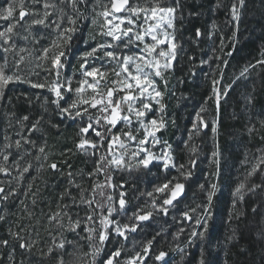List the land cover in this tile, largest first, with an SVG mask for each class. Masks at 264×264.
<instances>
[{
    "label": "snow or ice",
    "instance_id": "snow-or-ice-1",
    "mask_svg": "<svg viewBox=\"0 0 264 264\" xmlns=\"http://www.w3.org/2000/svg\"><path fill=\"white\" fill-rule=\"evenodd\" d=\"M17 2L18 13L14 7ZM248 2L249 0H228L225 3V0H216L212 9L226 10L227 22L233 28L230 41L233 46L237 42L236 36ZM260 4L261 14L264 15V0H260ZM183 7V0H168L167 3L165 0H28L27 7L24 0H10L7 6L0 8V21L6 22L0 26V104H11V99L5 98V90L9 84L27 83L33 89L46 88L52 94L51 103L55 105L60 119L77 121L79 127L75 149L90 157L93 165L92 170L86 174L87 177H104L103 182L97 181L90 188H84L82 182H77L74 173L69 170L68 187L59 195L56 210L41 212L39 217L36 216L33 208L37 203V193H32L31 207L25 202L32 192L31 181L35 177H26V174L33 169L32 161L38 162L37 170L46 166L54 173L64 174L56 162H47L46 151L45 125L56 129L60 125L52 123L45 115L47 108L34 117L22 115L15 119L16 138L13 139L5 131L0 139V221L5 220L9 205L18 201L30 223L18 225L17 231L9 228V235L16 241V247L26 254L29 264H71L65 257L73 255L78 249L73 240L66 238V232L75 233L79 239L90 242L95 240L91 251L84 253L90 257L87 264H96V257L104 250L110 237L117 238L120 246L114 248L102 264H121L123 246L129 241V237L137 233L138 229L147 227V222L154 215L167 217L170 210L174 212L173 219L182 225L174 239L178 240L186 227L189 228L186 241L188 245L196 238L204 239L218 184L208 183L207 187L203 183L199 184L198 187L205 193L206 203L175 211L179 208L178 202L185 192L186 183L193 177L197 167V148L185 143L184 147L190 153L188 162L177 163L172 154V146L157 135L167 127V106L164 103L168 90L167 74L174 71L178 57L185 54L184 46L177 37V21L184 19ZM193 15L198 16L200 13H189V16ZM88 25L96 26L95 33ZM216 29L215 23L207 33L197 28L194 31L195 39L191 42L198 47L201 37L206 35L211 40ZM80 32L86 34L84 43L88 40L95 43L80 55V78L73 88L72 79L65 77L63 73L67 66L68 50L73 46L74 37ZM97 36L104 39L96 40ZM224 47L225 41L221 34L219 48L222 51ZM227 55H231V52ZM9 56L12 57L11 68ZM189 59L195 61L196 57L191 56ZM215 59L219 60L220 57L216 56ZM211 60V57L201 58L198 66L210 64ZM97 61L100 63H96ZM196 66L197 64L193 65ZM224 66H227L226 61ZM262 66L264 58L257 60L255 64L246 65L232 81L223 84V72H220L219 78L212 75L211 95L208 99L213 100L217 114L221 109V101H227L229 93L248 80L250 69ZM215 67L220 68L221 65L216 64ZM37 69L48 74L42 81L31 79L33 75H39ZM190 74L194 76L195 72ZM49 76L52 77L51 80L48 79ZM158 81L162 82L163 90L158 86ZM69 93L74 98L68 96ZM21 95L28 99L26 93ZM254 99L252 93L245 95L246 110L250 111L254 107ZM47 103L48 98L45 97L44 104ZM204 111L205 108L201 107L196 114L188 134L189 141L193 135H199L208 127V123L200 115ZM149 113L159 115L149 116ZM5 116L7 127L12 128L15 113L6 112ZM260 117L257 122L249 117L246 127L250 137L256 134L264 141V112L260 113ZM217 124L218 121L214 118L211 129L214 134L217 133ZM141 131L143 135H139ZM161 144L163 147L159 152L152 151ZM258 151L259 155L255 157V163L248 173L249 177L258 173L257 180L250 185L241 183L235 189L232 207L235 209L237 203H243L245 195L250 193L259 197L251 207V212L264 218V150ZM211 155L216 165L213 175L219 179L221 152L218 146ZM28 157L31 159H27ZM154 162L159 163L162 173L168 174L171 169L178 175H165L151 191L142 193L141 195L148 197V207H138L129 215L127 182L121 180L113 183L114 176L141 168L150 170ZM21 187L23 191H20ZM72 187L78 190L77 194L71 193ZM105 189L108 190L107 194ZM97 194L100 199H97ZM65 195L68 196L67 202H64ZM81 205L84 206L85 214L81 216L77 212L74 218L70 209L80 208ZM192 213H196L195 218ZM241 214L238 212L236 218L239 219ZM40 217L44 218L43 223ZM121 217L126 219L122 222ZM33 220L34 223L31 222ZM41 228L50 238L43 245L40 241ZM258 235L264 241V226L260 227ZM234 238L235 234L230 239ZM154 240L155 237L141 243L139 249L127 257L123 264H146V261L148 264H166L165 257L168 253L163 250L153 251ZM9 243L8 239H2L0 247L7 248ZM66 244L73 245L71 251L66 248ZM16 247L10 250L7 264H16ZM175 250L185 253L184 247L177 246ZM20 264H25V260L21 259ZM198 264H215V261L210 255L206 257L202 248Z\"/></svg>",
    "mask_w": 264,
    "mask_h": 264
},
{
    "label": "trees",
    "instance_id": "trees-1",
    "mask_svg": "<svg viewBox=\"0 0 264 264\" xmlns=\"http://www.w3.org/2000/svg\"><path fill=\"white\" fill-rule=\"evenodd\" d=\"M167 1L168 0H165V2ZM215 2L216 0H183L184 7L182 11L184 19L183 21H177V29L179 32L177 37L184 46L185 54L178 57V63L176 64L174 71L171 72V75L177 92L181 94L182 100L183 98L185 99L181 103L182 109L178 108V103H172L169 107V117L171 120L170 123L173 126V133L175 134L177 128L181 125L184 127H192V124L195 121L194 118L198 113V107L201 104H210L213 116L218 121L217 133L213 135L211 130L213 125L207 121V115L200 114L208 123V127L205 131L202 130L199 134L203 141L199 140L198 147L196 146L198 155L197 167L194 171L193 177L186 183L184 197L179 200L178 203L180 206L182 203L192 200V196H195L199 201L201 200L200 204L206 203L205 193L198 187V185L203 183L207 187L208 183H217L218 191L213 198L210 210L212 215L211 219L208 221V231L206 232L207 235L204 239L205 244L200 248H203L206 257L209 255L211 256L215 261V264H264V259H262V257H264V241H262L258 235L260 227L264 226V218L259 215H254L251 212V207L259 197L253 196L250 193L246 194L243 203H237L235 209L232 207L235 189L241 183L250 185L253 181L257 180L259 175L257 173L256 175L249 177L248 173L252 165L255 163V157L259 155L258 150H264V141L260 140L259 135L256 134L250 137L247 133L246 126L249 117H253V122H257L261 118L260 113L264 112V66L250 69L248 80L244 81L239 88L230 92L227 101H221V109L218 114L215 111L213 100L208 99L211 95V79L208 80V77L205 76L206 74H210V71H213L212 74L215 75L216 78H219L220 72H223L224 77L222 84L227 83L232 81L233 77L238 75L240 70L246 65L255 64L257 60L264 58L262 57V53H264V15H262L260 11V0H249L245 14L240 23L239 32L236 36L237 42L233 46V43L230 42L233 28L231 24L227 22V12L224 8L213 11L212 9ZM227 2L228 0H225V3ZM193 11L199 12L200 15L189 16V13ZM213 23L217 25V29L211 40L207 39L206 35L202 36L201 43L198 47L191 42V40L195 39L194 31L197 28L203 33H207L211 29ZM221 34L225 41V47L222 51L219 48ZM80 35L81 34L77 33V36ZM77 38L78 37H74V40ZM76 41L77 40L73 41V46L68 50L67 58L69 56V61L67 59V68H65L63 73L65 77H68V67L75 57V54H73V47L75 46L74 42ZM229 52H231V55H227ZM191 56H195L196 60H190L189 57ZM216 56H219L220 59L216 60ZM209 57L212 58L210 64H206L203 67L198 66V61L201 58L208 59ZM225 61L227 62L226 67L224 66ZM0 63L2 62L0 61ZM194 64H197V66L193 67ZM216 64H220L221 67L216 68ZM193 71L195 72L194 76L190 74ZM37 91L38 90L35 89L34 92L27 91L25 93L29 96L35 97ZM38 92L40 93L41 91ZM247 93H252L255 98L254 107L250 111L245 108V95ZM13 95L14 94H9L8 97L12 98ZM49 96L53 98L50 92ZM15 99L16 97L13 98V100ZM61 103H63V101ZM14 104L17 107V113L22 112L21 114L32 115V117L43 112L45 109V107H43L44 109H40V103L36 101V98H32L31 101L21 99L15 101ZM50 108L51 110H49ZM47 109L50 116L54 115V122L60 125L59 129L48 128L47 125H45L48 141L51 140L53 147L55 148V151H53L54 154L49 155L47 162H56L58 167L63 169V171L65 170L64 168L70 166L75 175L82 173L87 176L86 174L93 168L91 158L87 155L86 159L81 157L79 155L81 154L80 152L77 154L74 151V138L69 136L73 134L70 127L74 126L75 123L77 124V121L71 120L72 122L66 129L64 123L66 120L62 121L56 114L55 105H53V107L50 106ZM173 120L175 121L174 124L172 123ZM77 128L78 127H76V129ZM67 131L70 133H67ZM75 136L76 133L74 132L73 137ZM217 146L221 152L219 179L213 175L216 165L213 163L211 155ZM66 148H72L73 151H65ZM199 151L201 152L199 153ZM61 153H63V155ZM174 154L177 163L187 164L190 155L187 148L175 144ZM65 161H67V163H64ZM262 167H264V165H262ZM134 172L136 174H133ZM126 173L131 174L132 177H140L130 186L127 185V199L132 206L135 204L136 199L133 195L136 193L137 189L147 193L153 185L155 186L159 183H156L159 178L155 177V181H153L154 184H152L148 172L143 168L133 170L132 172H123V174ZM175 173L174 170H170L167 175L172 176ZM57 175H59V173H54L51 169L45 166L42 175L38 177L39 180L34 186L36 188L41 186L43 176L45 180L47 179L48 181L49 178L50 180H55ZM90 180L92 181V184L97 181L103 182L104 177L102 175L96 176ZM114 182L116 183L117 181L113 179V183ZM53 183L55 184V182ZM49 185H51V183H49ZM43 188L41 187L42 190H44ZM55 188L52 187L53 191L49 193V196H51L50 201L57 198V188L64 190V187H62L60 183H56ZM42 190L41 194L43 192ZM99 191L100 190L98 189L97 193H99ZM104 191L105 194H107L108 190L105 189ZM97 199H100L98 194ZM27 203L30 204V201ZM40 204L46 207L44 196L41 197ZM18 209L22 210V206H19ZM39 211L40 210H36V216H38ZM238 212L242 213L239 216V219L236 218ZM171 213L172 210L169 211L167 217L163 216L164 219L168 220ZM152 221L153 219L147 223V226H150V224L153 223ZM5 228L6 226L0 227V238L8 239L9 242L12 240V243L16 244V241L13 240L11 236L7 237L9 236V232ZM233 234H235V238L230 239L233 237ZM186 237L188 238V235L185 236V238ZM185 238L182 242L186 243L187 238ZM88 242L89 251H91V245L95 243V240ZM12 243L10 242L7 248L2 247L1 250L4 255L7 250L10 249ZM153 247L154 243L152 245V248ZM113 249L114 248H111L109 251H112ZM189 249L192 248L190 247ZM201 249L188 251V254L184 258L186 260L184 264H198ZM16 251L17 257L20 261L21 259L26 260L25 255L18 247H16ZM124 251L127 252V249ZM163 251L168 253L165 257L166 264H172L175 258L174 248H164ZM98 257L99 256L96 257V264H102V261ZM178 257L180 256H177L176 259ZM121 259L122 257L120 260ZM68 261H70L71 264H77L76 259L73 257L69 258ZM25 263H27V261ZM157 263L164 264V262H155V264Z\"/></svg>",
    "mask_w": 264,
    "mask_h": 264
},
{
    "label": "rangeland",
    "instance_id": "rangeland-1",
    "mask_svg": "<svg viewBox=\"0 0 264 264\" xmlns=\"http://www.w3.org/2000/svg\"><path fill=\"white\" fill-rule=\"evenodd\" d=\"M8 2H10V0H0V8H3L5 6H7ZM24 2H25V7H27L28 0H24ZM167 2H165V3H167ZM14 7L16 9V12L18 13V11H19V3L17 2L14 5ZM25 19L27 20L28 17H26ZM4 23H6V22L0 21V26H2ZM87 27L93 33H95L96 26L88 25ZM34 31H35V29H34ZM79 34H81V35L77 36L78 38L75 39L77 41L74 42L75 46L73 47V52H74L73 54H75V57L70 62V65L68 67L69 68L68 78L72 79L73 88H75L77 86L76 81L80 78V76H79V63H78L80 55L84 51H86L87 48H89L93 43H95V41H92V40H88L87 43H84L83 41L86 39V34L84 32H80ZM177 34H179L178 31H177ZM103 39L104 38L101 37V36H97L96 37V40H103ZM41 43H44V41H41ZM97 55H99V54H97ZM8 59H9V68H11V66H12L11 65L12 57L9 56ZM67 59L69 61V56H68ZM0 61L2 62V60H0ZM96 63L99 64L100 61H97ZM106 67L110 68L111 65H106ZM74 71H75V75H73ZM37 72L39 73V75L38 76L37 75H33L31 77V79H33V80H41L42 81L43 78L48 75L42 69H37ZM212 73H213V71H210V74H206L205 75V76L208 77V80L211 79V77L213 75ZM111 78H112V75L110 74L109 75V79H111ZM167 78H168V90L166 91L165 96H164V103L167 106L166 107V114H165V120L167 121V127L165 129H163L161 132H159L157 135L163 141H167L172 146V154H173V156L175 158V154H174L175 144L176 145H182V147H184V144L188 143L190 146L194 145V146L198 147L199 140L200 141H203V140L200 138V135H193L192 140L191 141L188 140V134H189V131H190V129L192 127H184L183 125H181L180 127L177 128V132L175 134L173 133L174 130H173L172 124L170 123L171 120H170V117H169V107L172 105V103H178L177 104L178 108L182 109L181 108V106H182L181 103H182V101H184L185 98H183V100H182L181 94L179 92H177L176 87L174 86V82H173V78H172L171 73L167 74ZM48 79L51 80L52 77L49 76ZM158 86L161 88V90H163L162 82L158 81ZM34 90L35 89L31 88L30 85L27 84V83H13V84H9L8 85V89L5 90V98L6 99H11V104H7V105L0 104V139H2L5 131H7L8 134L13 139L16 138L15 132H16V127L17 126H15V119L17 117H20V116L25 115V114H21L22 112L17 113L16 112L17 107L15 106L14 103H15V101H18V100H21V99H25V97L23 95H21V93H25L27 91L34 92ZM36 90L41 91V92L39 93L37 91V93L35 94V97L27 95V97H28L27 100L31 101L32 98H36V101H38V103H40V109H44L43 107H45V108H49L50 106L53 107V105H52V103L50 101V100H52V98L49 96V92L47 91V89L45 88V89H36ZM9 94H14V95H13L12 98L11 97L9 98L8 97ZM68 96H73V94L69 93ZM15 97H16V99L13 100V98H15ZM45 97L48 98V103L47 104H44ZM73 98H74V96H73ZM201 107H204L205 111L201 112L200 114L201 115L202 114L203 115L204 114L207 115V121L210 124H212L214 116H213V111H212L211 105L210 104H206V103L205 104H201L198 107V112L200 111ZM49 110H51V108ZM6 112H14L15 113V117H13L14 126L12 128H8L7 127L8 121H7V118L5 116ZM45 115L51 119L52 123H55L54 122V115L50 116L49 113H48V109H47V113ZM152 115H159V114L158 113H149V116H152ZM29 116H30V118L32 117V115H29ZM194 120H195V118H194ZM71 122L72 121L70 119L66 120L64 122L66 129H67L68 125H70ZM47 127L51 128L48 125H47ZM76 127H79L78 124H76V123L74 124V126L70 127V130L72 131L73 134L69 135V136H72V138H74L73 144H74V142H76L75 140H77V138H78V136H77L78 128L76 129ZM74 132L76 133L75 137H73ZM67 133H70V132L67 131ZM139 135H143V132L141 131V133H139ZM213 135H215V134L213 133ZM59 137H62V136H59ZM46 140H47L46 151L48 153V156H47V161H48L49 155L50 154H54L53 151H55V148L53 147L52 141L51 140L48 141L47 134H46ZM162 147H163L162 144L161 145H157L156 148L152 149V151L159 152V149L162 148ZM70 149H72V148H70ZM65 151H68V149L66 148ZM72 151H73V149H72ZM74 151L77 154H79L78 151H76L75 148H74ZM200 152L201 151H199V153ZM33 155H35L34 151H33ZM79 155L86 159V155H84L82 153L79 154ZM27 159H31V158L28 157ZM175 160H176V158H175ZM32 163H33V169L30 170V172L28 174H26V177L31 176V177H35V179L31 181L32 184H33L32 192L29 193L28 198L26 199L25 202L26 203L28 201L31 202L32 193H37L36 194L37 203H36L35 207L33 208L34 209L33 211L36 214V210L37 211L40 210L39 213H38V217H39L41 212L48 213L49 211H55L56 210V204L58 202L59 195L65 190L66 187H68L67 181H68L69 177L67 176V172L69 170H71V168H69V166L67 168H64L65 169L64 171H66V172L63 171L64 174H60L59 173V175L56 176L55 180H52V179L50 180V178H49L48 181H47V179L45 180V178L43 176L42 184H41V186L37 187L39 189V191L37 192V188L34 186V184L36 182H38V180H39L38 177L42 175L45 167L43 169L37 170L36 169V164L38 162L32 161ZM146 171L149 174L150 181H152L151 182L152 184H154L153 181H155V177L159 178V180L156 183H158V182L160 183L162 181V179L165 178V175H167V174H164V173L161 172V169H160V166H159L158 162H154V164H153V166H151L150 170H146ZM119 174L115 175V177H114L115 181H121V180L126 181L128 186H130L131 184H133L136 180H138L140 178V177H135V176L132 177V175L129 174V173L123 174V172H120ZM133 174H136V173L134 172ZM173 175H178V173H175ZM74 178L76 179L77 182H82V186L84 188H90L92 186V181L85 175H81V174H76L75 175V173H74ZM53 182H55V184L56 183H60L62 185V187H64V190H61V189L57 188V190H56L57 191L56 192L57 198L53 199V201H50L51 200V196H49V193L51 191H53L52 187L55 188V184ZM49 183H51V185H53V184L54 185L52 187H50L51 185H49ZM135 185H136V183H135ZM41 187L42 188L44 187L43 188L44 190H42ZM153 188H154V185H153L152 188H150V191ZM23 190H24L23 187H21L20 191H23ZM41 190L43 191L42 194H41ZM70 191H71L72 194H77V192H78V190L75 187L70 188ZM142 193H144V192L141 191L140 189H137L136 193L133 195L135 197V199H136L134 206H132L131 204L127 205V212H128L129 215L134 210H136L138 207H141V206L148 207V205L146 204V201L148 200V197L145 196V195H141ZM43 196L45 197V205H46V207L44 205L40 204L41 197H43ZM20 198L24 199V197H20ZM78 198L79 197L77 196V199ZM192 198H193L192 200H189V201H186V202L182 203L179 206V208H177L175 211L178 212L180 209H187L189 207H193L194 208L198 204H200L201 200L199 201L197 198H195V196H192ZM67 200H68V196L65 195L64 202H67ZM19 206H21V205L18 203V201L9 205L8 214H7V216H6L4 221H0V227L1 226H6L5 229H7L8 232H9V228H11L13 231H16L18 229V225H27V224L30 223L29 218L24 216L23 211L21 209H18ZM29 206L31 207V203L29 204ZM83 207L84 206L81 205L80 208L73 207V208L70 209V211L73 213V217L74 218H75V214L77 212H79V214L81 216H83L85 214L84 211H83ZM197 211H199V209H197ZM173 215H174L173 210H172L171 216H170V218L168 220L164 219V217L162 215H154L153 221H152L153 223L150 224V226L145 227L143 230H139L138 229L137 233L132 234L129 237V241L126 242L124 244V246H123V252H122V255H121V257H122L121 264H123V261L127 257H130L131 255H133L134 251L139 249L141 243H143V242H145L147 240H150L153 237H155V240L153 242L154 243L153 251H158L159 249L163 250L164 248L165 249H169L171 247H173L174 250H175L177 248V246L185 248V253L184 254H181L180 252L175 250V252H174L175 258H174V262L172 264H184L186 262V260L184 258L188 254V251L193 250V249H199L200 250L201 249L200 247L203 244H205L204 239H205L207 233L204 234V239L203 240H200L199 238H196L195 240H193L191 245H188L187 243L182 242L183 239L185 238V236H187L188 232H189V228L186 227L185 232L180 235L179 239L178 240L174 239L173 237L175 236L176 232L178 231V229L182 225L178 221H175L173 219ZM192 215L195 218L196 213H192ZM124 219H126V218L125 217H121L122 222H123ZM40 220H41L42 223L44 222V218L43 217H40ZM31 222L34 223L35 221L33 220ZM82 227H83V225H82ZM157 233H159V235H157ZM22 235H26V233L25 234L22 233ZM81 235H86V234L85 233H81ZM65 236H66L67 239L73 240L74 244H75V247L78 249V251L76 253H74L73 255H70V256H66L65 259L68 261L69 258L73 257V258L76 259L77 264H87V262L90 259V257L89 256H85L84 253H89L90 252L89 251V242H88V240L87 239H79V238L76 237L75 233H71V232H66ZM7 237H10V235L7 236ZM0 240H2V238H0ZM49 240H50V238H49L48 233L44 232L43 229L41 228L40 229V241H41V244L43 245L45 242H47ZM10 242L12 243L13 241L11 240ZM15 246H16V244L12 243L11 246H10V249L7 250L5 255L2 252V250H1L2 247H0V257H3V255H4V262H3V259H0V264H2V263L7 264V256L9 254L10 250L13 247H15ZM119 246H120V244H119L118 239L114 238V237H110L109 241H107L105 246H104V250L100 253L98 258L101 261H103L110 254L111 251H109V249L116 248V247H119ZM72 247H73V245H67L66 244V248L69 251H71ZM190 247L192 249H189ZM126 249H127V252L124 251ZM24 255L26 257V254H24ZM177 256H180V257H178L176 259ZM14 259H15L16 264H20V260L17 257V251L15 252ZM149 259L151 260L152 258L149 257ZM26 261H27V263H25V264H29V261H28L27 258H26L25 262ZM99 264H101V263H99ZM146 264H148L147 261H146ZM154 264H155V262H154Z\"/></svg>",
    "mask_w": 264,
    "mask_h": 264
},
{
    "label": "water",
    "instance_id": "water-1",
    "mask_svg": "<svg viewBox=\"0 0 264 264\" xmlns=\"http://www.w3.org/2000/svg\"><path fill=\"white\" fill-rule=\"evenodd\" d=\"M206 130V128L205 129H203V131H205ZM184 195H185V192H184V194L180 197V200L184 197ZM165 217V216H164ZM151 221V220H150ZM150 221H148L147 223H149Z\"/></svg>",
    "mask_w": 264,
    "mask_h": 264
}]
</instances>
